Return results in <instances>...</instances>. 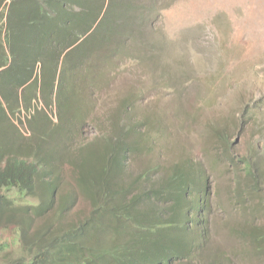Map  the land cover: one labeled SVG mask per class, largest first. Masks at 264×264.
I'll use <instances>...</instances> for the list:
<instances>
[{"label":"trees","instance_id":"1","mask_svg":"<svg viewBox=\"0 0 264 264\" xmlns=\"http://www.w3.org/2000/svg\"><path fill=\"white\" fill-rule=\"evenodd\" d=\"M132 1L0 0V264H192L202 254L205 175L172 163L153 184L147 175L156 165L131 168L135 142H118L135 127L118 119L129 97L92 117L114 51L141 20ZM105 123L117 138L96 150L83 130ZM225 128L222 152L263 196L256 155L234 154ZM73 142L83 144L67 171L61 162ZM127 170L135 177L119 181ZM76 190L88 206H78ZM257 255L264 258V227Z\"/></svg>","mask_w":264,"mask_h":264},{"label":"rangeland","instance_id":"2","mask_svg":"<svg viewBox=\"0 0 264 264\" xmlns=\"http://www.w3.org/2000/svg\"><path fill=\"white\" fill-rule=\"evenodd\" d=\"M132 2L138 10L131 14L141 20L127 29L128 36L114 51L115 61L107 65L94 97L92 117L106 115L105 110L129 97L118 119L135 127L126 128L118 142H135L131 168L137 169V162L141 167L156 165L147 175L153 184L164 181L166 166L172 163L170 169L187 164L184 169L204 173L206 239L192 264H208L212 258L221 264H264L257 255L264 195L253 190L240 170L242 164L220 146L221 129L228 127L233 131V153L255 154L264 178V0ZM236 121L235 132L231 128ZM107 125L98 132L85 128L82 138L97 150L108 138H117ZM82 144L69 147L61 162L67 171ZM129 172L118 180L133 179ZM63 181L75 187L72 173ZM76 194L78 206H88L91 200L78 190Z\"/></svg>","mask_w":264,"mask_h":264},{"label":"clouds","instance_id":"3","mask_svg":"<svg viewBox=\"0 0 264 264\" xmlns=\"http://www.w3.org/2000/svg\"><path fill=\"white\" fill-rule=\"evenodd\" d=\"M192 158V157H191ZM193 159V158H192ZM202 173V172H201ZM203 175H204V173H203ZM205 179V178H204ZM213 259V258H212Z\"/></svg>","mask_w":264,"mask_h":264}]
</instances>
